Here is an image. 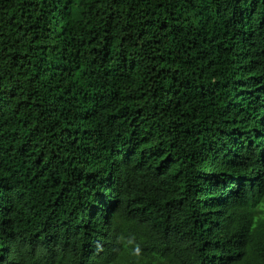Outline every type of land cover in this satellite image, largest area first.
Returning a JSON list of instances; mask_svg holds the SVG:
<instances>
[{
  "label": "trees",
  "instance_id": "1",
  "mask_svg": "<svg viewBox=\"0 0 264 264\" xmlns=\"http://www.w3.org/2000/svg\"><path fill=\"white\" fill-rule=\"evenodd\" d=\"M0 264H264V0H0Z\"/></svg>",
  "mask_w": 264,
  "mask_h": 264
}]
</instances>
